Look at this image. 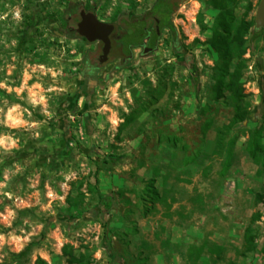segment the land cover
I'll return each instance as SVG.
<instances>
[{
    "label": "rangeland",
    "instance_id": "374dc122",
    "mask_svg": "<svg viewBox=\"0 0 264 264\" xmlns=\"http://www.w3.org/2000/svg\"><path fill=\"white\" fill-rule=\"evenodd\" d=\"M259 1L234 0V20L253 24ZM153 2L0 0V264H264V172L243 151L253 129L264 145V26L244 37L247 116L217 157L232 110L210 99L207 0H181L173 46L89 76L94 45L61 18L78 7L118 28ZM149 180L157 199L142 201Z\"/></svg>",
    "mask_w": 264,
    "mask_h": 264
},
{
    "label": "trees",
    "instance_id": "16d2710c",
    "mask_svg": "<svg viewBox=\"0 0 264 264\" xmlns=\"http://www.w3.org/2000/svg\"><path fill=\"white\" fill-rule=\"evenodd\" d=\"M163 1V0H161ZM234 0H207V5L215 11L209 29L207 45L215 56L212 67L211 85L209 87L210 99L214 102L226 101L231 106V116L225 125L220 126L214 131L212 156L219 157L225 149L227 142L225 137L234 127L243 122L247 116V103L243 100L240 85V69L242 68L241 56L244 48V37L252 33V24L245 20H234L233 6ZM78 7L72 8L61 15L63 25L68 28L73 22L78 11ZM114 23V22H112ZM76 37V36H75ZM264 43V42H263ZM243 151L249 161L256 168L255 174L264 172V145L260 141V129H253L248 132L243 144ZM227 158V154H226ZM225 158V159H226ZM140 200H156L157 194L154 190L152 181L149 180L139 192ZM103 208H107L109 197L104 196ZM258 203L264 211V182L260 192L255 195ZM254 218L250 222H254ZM255 249V236L251 228L246 226L242 234V252L240 256L252 252ZM264 255V246L260 249ZM66 257H69L68 255ZM71 264H83L81 256L70 258ZM35 264H45L41 260H36Z\"/></svg>",
    "mask_w": 264,
    "mask_h": 264
},
{
    "label": "flooded vegetation",
    "instance_id": "af4514ba",
    "mask_svg": "<svg viewBox=\"0 0 264 264\" xmlns=\"http://www.w3.org/2000/svg\"><path fill=\"white\" fill-rule=\"evenodd\" d=\"M170 1L172 2L170 3ZM180 3L181 0H154L144 15L134 17L129 22L121 23L118 28L115 24H110L112 31L107 37L109 49L102 63L98 62L101 43H86L81 39L88 45H94L93 51L96 52L93 56L88 54L83 56L84 73L89 76L96 73L105 64H112L113 68L116 69L118 65H125L130 62L133 53L138 56H146L157 49L162 39H166L168 44L173 46L176 42V32L171 22V16ZM77 21L78 16L73 27L67 29L74 28ZM116 29L119 30L116 31ZM70 35L75 36L73 33Z\"/></svg>",
    "mask_w": 264,
    "mask_h": 264
},
{
    "label": "water",
    "instance_id": "95a60500",
    "mask_svg": "<svg viewBox=\"0 0 264 264\" xmlns=\"http://www.w3.org/2000/svg\"><path fill=\"white\" fill-rule=\"evenodd\" d=\"M172 1H170L171 3ZM78 21L74 28L67 29V32L73 33L77 38L84 40L86 43L100 42V59L102 63L106 56L109 43L108 35L112 31V26L104 22L98 21L91 12H84L83 10L77 13ZM264 26V0H260L256 6L252 28L256 32ZM72 36V35H71Z\"/></svg>",
    "mask_w": 264,
    "mask_h": 264
}]
</instances>
